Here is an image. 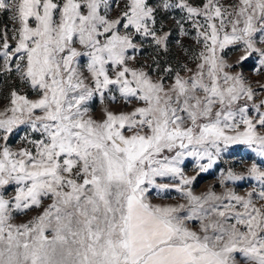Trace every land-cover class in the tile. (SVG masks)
Masks as SVG:
<instances>
[{
    "label": "rangeland",
    "instance_id": "1",
    "mask_svg": "<svg viewBox=\"0 0 264 264\" xmlns=\"http://www.w3.org/2000/svg\"><path fill=\"white\" fill-rule=\"evenodd\" d=\"M0 264H264V0H0Z\"/></svg>",
    "mask_w": 264,
    "mask_h": 264
},
{
    "label": "trees",
    "instance_id": "2",
    "mask_svg": "<svg viewBox=\"0 0 264 264\" xmlns=\"http://www.w3.org/2000/svg\"><path fill=\"white\" fill-rule=\"evenodd\" d=\"M7 17H8V11L7 10H5V11H3V13H1L0 14V31H1V27H2V25H1V23H2V21L6 18L7 19ZM1 75H0V82H1Z\"/></svg>",
    "mask_w": 264,
    "mask_h": 264
},
{
    "label": "water",
    "instance_id": "3",
    "mask_svg": "<svg viewBox=\"0 0 264 264\" xmlns=\"http://www.w3.org/2000/svg\"><path fill=\"white\" fill-rule=\"evenodd\" d=\"M262 105L264 107V96L262 97Z\"/></svg>",
    "mask_w": 264,
    "mask_h": 264
}]
</instances>
